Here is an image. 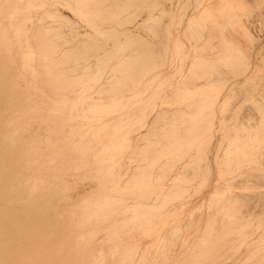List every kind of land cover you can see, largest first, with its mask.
<instances>
[{
    "label": "rangeland",
    "instance_id": "1",
    "mask_svg": "<svg viewBox=\"0 0 264 264\" xmlns=\"http://www.w3.org/2000/svg\"><path fill=\"white\" fill-rule=\"evenodd\" d=\"M0 18L67 60L37 161L89 236L120 264H264V0H0Z\"/></svg>",
    "mask_w": 264,
    "mask_h": 264
},
{
    "label": "bare ground",
    "instance_id": "2",
    "mask_svg": "<svg viewBox=\"0 0 264 264\" xmlns=\"http://www.w3.org/2000/svg\"><path fill=\"white\" fill-rule=\"evenodd\" d=\"M19 37L11 33L7 23L0 18V186L4 190L3 197L0 196V213L6 221L2 231L5 235L1 237L5 241L0 242V264H120V260L114 257L117 256L115 246L106 245L108 248L103 249L104 245L89 236L92 229L89 230L88 226L94 227L92 220L88 216L81 219L83 213L79 217L72 211L80 202H71L69 185L63 189L62 186H49V183L43 184L44 187L40 184L45 182L41 181L42 178L51 183L53 175L45 173L37 161L40 157L38 148L41 147L37 145L38 133L44 114L39 113L42 107L56 102L58 90L68 81L70 72L66 67L60 68L67 62L61 60V52V61L54 63L57 56L50 59L51 53L45 48H42L45 53H40L39 42L35 45L32 36L30 40Z\"/></svg>",
    "mask_w": 264,
    "mask_h": 264
}]
</instances>
